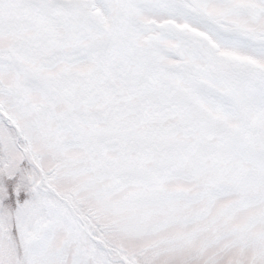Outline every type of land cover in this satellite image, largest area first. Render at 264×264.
<instances>
[{"label": "snow or ice", "instance_id": "obj_1", "mask_svg": "<svg viewBox=\"0 0 264 264\" xmlns=\"http://www.w3.org/2000/svg\"><path fill=\"white\" fill-rule=\"evenodd\" d=\"M0 264H264V0H0Z\"/></svg>", "mask_w": 264, "mask_h": 264}]
</instances>
